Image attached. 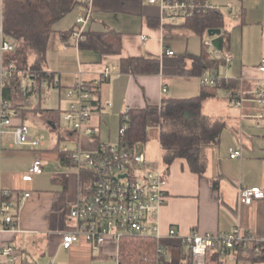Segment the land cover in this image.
<instances>
[{"label":"crops","instance_id":"0c3cea01","mask_svg":"<svg viewBox=\"0 0 264 264\" xmlns=\"http://www.w3.org/2000/svg\"><path fill=\"white\" fill-rule=\"evenodd\" d=\"M212 1L222 5L226 0ZM234 2L233 10L225 8L227 18L235 23L234 30L225 29L224 8L217 11L223 16V29L229 32L228 41L222 43L218 55L230 54L232 59L228 64L224 60L216 73L220 78L232 80V85L217 89L201 105L204 115L224 122L218 145L205 149L203 175L191 171L184 158H175L166 165L157 128L151 127L149 131L150 143L157 149L156 159L167 169V194L156 220L159 242L165 251L162 264H191L189 249L181 241L192 231L227 233L238 228L240 234L250 233L264 245V197L248 205L238 200L240 187L264 190V122L256 117L258 112H264V103L259 106L254 101L256 90L264 83V72L258 69L264 58V0ZM88 8L90 18L85 31L119 33L121 51L118 54L80 48L73 44L72 36L63 38L60 30L72 27L75 19ZM159 11L147 0H90L85 8L79 7L74 18L58 23L47 44L42 68L54 74L56 83L50 86L57 93L41 95L37 101L32 95L29 102H23L20 117L12 120L13 124L32 126L30 136H37L36 129L43 126L55 132V139L49 145L44 139L43 146L31 150L14 144L11 127L2 128L0 188L12 190L16 201L25 192L30 196L20 204L18 231L3 232L0 237L32 264H119L118 243L112 240L104 242L98 250H93L83 238L69 248L61 245L62 233L74 226L68 209L89 196L91 185L86 188L85 182L91 176L87 169L75 173L47 172L44 163L57 161L60 166H74L62 160L61 151L63 146L68 147L66 144L72 145L70 150L87 152L102 143L119 145V135L117 143H112L109 133L102 136L100 132L103 127L115 126L119 131L122 114L128 109L158 107L164 97L198 95L202 88L200 75L178 74L177 60L185 55L199 56L206 40L213 43V35L207 31L202 38L183 29L166 31L159 21ZM213 48L216 49L214 45L207 49L211 52ZM166 50H172L173 54H166ZM48 51L53 53L49 58ZM145 54L160 58L158 74L132 75L119 69L121 58ZM185 66L191 69L192 59L186 58ZM105 70L108 76L92 95L93 134L74 132L61 117L57 125L44 118L43 109L63 112L67 108V88L79 80L89 82ZM162 87L167 89L166 93H162ZM238 94L243 98L241 106L232 103L233 96ZM232 149L239 151L238 157H230ZM36 156L41 160L43 172L23 180L22 175L30 169ZM148 158L155 160L153 155ZM171 228L176 232L173 236L169 235ZM249 256L237 249L212 247L206 253L204 264H264V258ZM0 264L10 263L2 258Z\"/></svg>","mask_w":264,"mask_h":264},{"label":"built area","instance_id":"2783aa9c","mask_svg":"<svg viewBox=\"0 0 264 264\" xmlns=\"http://www.w3.org/2000/svg\"><path fill=\"white\" fill-rule=\"evenodd\" d=\"M86 6L90 0H82ZM159 8V21L161 24L177 25L185 22L195 15L208 10L220 11L233 10L234 0H226L218 5L212 0H147ZM2 0H0V88L18 71L13 62H6L5 56L14 50L15 43L12 38L4 33L2 24ZM90 18V9L75 19L76 28L72 32L73 44L77 45L83 39L85 27ZM205 45L212 47L210 41ZM65 44V43H64ZM212 54H218L217 49H212ZM166 54H173L166 50ZM223 58L228 64L232 57L224 54ZM264 72V58L258 67ZM27 77L30 74L25 70ZM108 76V71L89 81H77L66 89V98L69 100L67 108L61 113V119L67 122L74 132H84L91 135L94 127L90 123L93 111L92 95L98 86ZM23 79L19 87L22 94L35 90L36 83ZM202 85H214L221 78L213 73L200 75ZM56 83V82H54ZM52 83V84H54ZM41 84L50 85L46 78L40 80ZM162 93L167 89L162 87ZM254 101L262 106L264 103V83L256 90ZM243 98L240 94L233 96L232 103L241 106ZM20 113L10 106V103L0 96V133L3 127H11L14 144L31 150H37L44 145V136H30L29 129L24 124H13L12 120L19 118ZM264 122V112L256 115ZM127 110L122 114L119 135L124 136L128 122ZM62 152L74 164L78 171L87 169L91 176L90 193L86 199L76 201L68 209V217L74 226L62 233L61 245L69 248L81 238L88 241L93 250H98L101 245L112 240L119 242L124 236L150 237L156 240V264H161L164 248L159 242L157 217L166 197L167 173L164 166L158 161L156 164L148 162L141 152H135L131 147L102 143L95 150L87 152L81 149L70 150L63 146ZM238 150H231L230 157L239 156ZM43 172V165L39 157H35L30 169L22 175L23 180H30L33 175ZM30 196L25 192L16 201L13 191L0 188V235L3 232H16L18 210L23 200ZM264 197V190L260 187H240L238 200L242 204H251L253 200ZM175 229L169 230V235H175ZM191 255V264H204L209 248L221 249H247L252 247L257 254L261 253L262 240L250 233L240 234L238 228H233L227 233H198L190 232L182 238ZM5 259L10 264H32L27 261L21 252L0 237V259Z\"/></svg>","mask_w":264,"mask_h":264},{"label":"trees","instance_id":"16d2710c","mask_svg":"<svg viewBox=\"0 0 264 264\" xmlns=\"http://www.w3.org/2000/svg\"><path fill=\"white\" fill-rule=\"evenodd\" d=\"M86 7L82 0H2V24L4 33L13 39L14 50L5 56L6 62H13L18 71L1 88V97L10 103V106L22 113V104L29 102L31 96L40 90V80L46 78L51 85L55 82L54 74L42 68L45 61L46 48L51 34L66 15L74 9ZM84 14V12H83ZM223 16L217 10H208L195 15L178 25L165 23L166 31L186 30L205 38L208 29L220 28L218 35H213L212 46L222 50V43L228 41L229 32L223 29ZM76 28L73 26L60 30L63 38L72 36ZM80 48L98 49L101 53L118 54L121 51V38L114 32H86L79 42ZM208 46L203 44L199 56H181L177 60L178 74H197L206 72L216 73L218 67L224 64L223 55L212 54ZM219 53V52H218ZM33 58L32 64L29 59ZM186 58L193 61V67L187 69ZM30 69V74H24ZM119 69L128 74H158L160 72V58L145 54L138 57H127L119 60ZM36 83L34 91L22 94L19 87L23 79ZM232 85V80L221 78L214 85H202L198 95L187 98L164 97L160 106L128 109L127 130L120 136L119 145L133 148L136 143H146L149 140L150 128H157L158 140L163 152V160L169 165L175 158H184L190 170L202 176L205 171V149L208 146H217L224 122L204 115L201 105L204 99L210 97L222 87ZM24 102V103H23ZM46 120L57 125L62 110L43 109ZM62 152V151H61ZM62 160L71 162L63 156ZM83 170V169H81ZM167 173V169H166ZM261 253L257 254L253 248H237L239 252L250 255V258H264V245L261 244ZM119 264H156V240L150 237L124 236L118 242ZM163 262V261H162ZM162 264V263H161Z\"/></svg>","mask_w":264,"mask_h":264},{"label":"rangeland","instance_id":"374dc122","mask_svg":"<svg viewBox=\"0 0 264 264\" xmlns=\"http://www.w3.org/2000/svg\"><path fill=\"white\" fill-rule=\"evenodd\" d=\"M223 12L226 15L225 29H227L228 31L234 30L235 29V23H233V21L231 22V20L227 18V14H228L227 10L224 9ZM75 15H76V10L74 9L68 15H66V17H64V19L62 21H65V20L69 21L70 19H72V17L74 18ZM52 55H53L52 52H49V51L47 52L48 58L51 57ZM32 62H33V58L32 59L30 58L29 64H32ZM26 70L29 73L31 71L30 69H26ZM56 93H57L56 88H54L50 85H47V84H41L39 92L33 93V99H34V101H37L39 96H41V95H43L44 97H45V95L47 96V94L54 96ZM28 128L30 129L29 132L31 131V133H33L34 128H32V126H30L29 124H28ZM35 133H39L38 135L43 134L45 142L48 145L51 144L52 141L55 139V136H54L55 132H52L50 129H47L43 126H39L36 129ZM100 133L102 134V136H104L106 133H109L111 135V142L117 143L118 135H119L118 127L115 126V127L109 128V129L106 127H103L101 129ZM29 135H30V133H29ZM150 142H152V140L149 139L146 143H136V144H134L133 149L135 152L143 153L148 162L154 163V162L158 161L156 159L157 158V156H156L157 155V149H156V146ZM66 145L68 146V148H71V146H72L70 144H66ZM150 155H153V157L155 156V160H153V162L151 160H149V158H148ZM44 165L46 167L47 172L48 171H59V172L63 171L65 173H75L77 170V168L75 166H60L59 163H57V161H53V162L47 161L44 163ZM91 181L92 180H88V182H85L86 188H88V186L91 185Z\"/></svg>","mask_w":264,"mask_h":264},{"label":"water","instance_id":"95a60500","mask_svg":"<svg viewBox=\"0 0 264 264\" xmlns=\"http://www.w3.org/2000/svg\"><path fill=\"white\" fill-rule=\"evenodd\" d=\"M220 34V29L219 28H213V29H208V35H218Z\"/></svg>","mask_w":264,"mask_h":264}]
</instances>
